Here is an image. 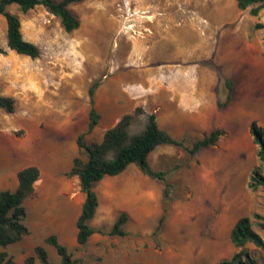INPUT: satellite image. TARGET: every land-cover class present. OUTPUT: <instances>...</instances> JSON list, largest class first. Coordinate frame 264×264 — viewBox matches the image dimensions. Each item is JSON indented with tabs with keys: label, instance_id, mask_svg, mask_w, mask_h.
<instances>
[{
	"label": "rangeland",
	"instance_id": "obj_1",
	"mask_svg": "<svg viewBox=\"0 0 264 264\" xmlns=\"http://www.w3.org/2000/svg\"><path fill=\"white\" fill-rule=\"evenodd\" d=\"M68 9L79 21L71 33L42 6L26 14L16 5L7 8L20 14L23 36L39 48L36 59L7 49L6 23L0 15V48L5 51L0 54V86L14 99V112L0 109V122L6 120L14 128V137L28 133L56 137L60 127L71 142L87 129L90 84L105 82L104 87L118 93L139 89L142 60H154L150 65L154 70L176 65L190 76L193 89L204 88L206 122L193 120L201 130L181 139L185 146L214 129L224 135L194 156L173 146L149 155L150 167L167 173L172 201L163 202V184L153 180L159 188L155 186L140 223L124 225L126 236L95 234L84 246L73 247L55 233L58 241L80 261L77 264H217L230 258L236 251L229 239L235 221L252 212L264 216V188L254 194L247 189L250 173L259 165L249 125L255 122L264 128V32L253 29L257 23L264 25V8L255 17L250 8L238 10L234 0H80ZM96 12L117 20L103 25L93 19ZM220 78L232 84L230 102L223 109L217 107ZM82 143L95 140L85 134ZM130 167L143 175L134 164ZM162 215L155 238L152 234ZM27 217L23 223L29 235L0 251L7 252L14 264H23L40 245L49 261L58 264L54 248L44 244L52 231L27 225ZM95 225L97 221L90 222ZM92 228L106 233L111 227ZM252 228L264 242V229L256 221ZM246 248L256 264H264L263 249L252 244Z\"/></svg>",
	"mask_w": 264,
	"mask_h": 264
},
{
	"label": "trees",
	"instance_id": "obj_2",
	"mask_svg": "<svg viewBox=\"0 0 264 264\" xmlns=\"http://www.w3.org/2000/svg\"><path fill=\"white\" fill-rule=\"evenodd\" d=\"M80 0H0V15L6 23V47L17 55L36 59L39 57V48L29 41H26L21 33V22L19 17L7 11L11 5H16L23 14L42 6L52 16L59 19L63 30L71 33L78 29V19L69 11L68 5L77 3ZM238 10L249 9L251 16H257L264 8V0H234ZM254 30H263L264 25L257 23ZM264 48V43H263ZM5 53L0 48V54ZM99 83L93 81L88 88L89 111L88 124L85 133L80 134L76 139L79 148V157L72 161V168L66 174L68 177L76 176L79 180L80 191L85 195L80 216L76 222V244L84 246L91 235L98 233L101 235L124 237L127 235L124 225L128 220L126 213H121L117 217L108 232L101 229H94L89 225L93 219L98 199L93 190L94 185L104 177H114L121 174L129 165L134 164L138 170L152 180L163 184L162 198L165 204L172 201L171 185L164 171L153 170L148 157L157 146H173L182 148L189 156H194L211 146H214L224 132L215 129L202 138L185 146L184 140L172 138L168 133L158 128L155 116L147 114L141 107L134 109L132 113L123 115L116 125L105 131L100 143L84 145L82 139L85 134L92 132L99 121V115L94 107L95 90ZM217 107L223 109L231 99L232 84L229 80L220 78L218 85ZM0 109L7 114L14 112V99L9 96L0 95ZM137 127V128H136ZM249 135L252 142L257 146V158L259 165L252 169L248 183V192L254 194L260 187L264 188V128L258 127L255 122L249 125ZM85 155V160L81 154ZM40 172L35 166H30L17 173L18 187L14 192H0V247L5 248L19 242L24 236L29 235L28 228L23 224L26 212L23 202L34 192V184L39 180ZM164 221L162 215L158 221L153 237L160 233ZM264 229V216L252 212L248 216L241 217L235 221L229 239L236 250L230 258L221 260L217 264H256V259L247 250L246 245L264 250V242L257 232L253 230V223ZM44 243L53 247L60 261L58 264H77L80 261L72 259L67 248L59 244L55 235L48 236ZM34 256L26 257L23 264H52L48 259L47 251L43 246H36L33 250ZM0 264H14L13 258L7 252L0 251Z\"/></svg>",
	"mask_w": 264,
	"mask_h": 264
},
{
	"label": "crops",
	"instance_id": "obj_3",
	"mask_svg": "<svg viewBox=\"0 0 264 264\" xmlns=\"http://www.w3.org/2000/svg\"><path fill=\"white\" fill-rule=\"evenodd\" d=\"M12 14L20 19L19 13ZM23 38L33 43L31 39ZM153 62L154 60H142L144 69L141 73L144 78L137 85L139 89L118 93L104 87V82L95 90L94 107L99 121L89 133L95 143H100L105 131L114 127L123 115L132 113L137 106H141L146 113L153 114L158 128L174 139L181 140L194 129L201 130L193 120L199 118L206 122V118L202 116L208 107L204 88L199 92L193 89L190 76L178 66L172 65V68L167 69L168 73L163 69L154 70L150 66ZM166 83L169 87L165 86ZM1 88L0 86V94L9 96L1 92ZM74 127L76 126L71 130ZM11 130L14 128L10 129L6 120L0 122V192H14L18 187L17 173L30 166L37 167L40 172L39 180L34 184L33 194L23 202L24 208L29 212H26L29 221L27 225L34 226L39 231L49 228L53 232L50 235L56 233L61 241H69L73 247H82L76 244V222L85 195L80 191L78 178L66 176L72 168L73 159L80 155L76 139L81 133L73 136V142H69L65 139L67 134L60 127L56 129V137H43L41 134L29 136L27 132L28 136L26 134L22 138H16ZM167 147L169 146H157L155 150L164 152ZM155 186L159 188L155 181L141 175L130 165L117 176L104 177L93 187L98 206L89 225L90 222L97 221L98 225L91 227H111L123 212L128 216L126 224L132 221L140 223L154 196ZM142 197L146 198V202L140 204L139 198ZM24 238L26 237L22 239Z\"/></svg>",
	"mask_w": 264,
	"mask_h": 264
},
{
	"label": "bare ground",
	"instance_id": "obj_4",
	"mask_svg": "<svg viewBox=\"0 0 264 264\" xmlns=\"http://www.w3.org/2000/svg\"><path fill=\"white\" fill-rule=\"evenodd\" d=\"M168 1H170V0H166V2H168ZM167 5V4H166ZM169 7H171V4H168L167 5V8H169ZM119 8V7H118ZM121 11V10H120ZM131 12V11H130ZM115 13H117V12H115ZM105 16H107V13L106 12H96L95 13V15L93 16V19H95V17H97L98 19H99V21L103 24V25H107V23L109 22V21H111V19L113 18V17H115L114 15H113V17L111 18L110 17V20H106L105 19ZM112 20H117V17L116 18H114V19H112ZM117 23V22H116ZM104 27V26H103Z\"/></svg>",
	"mask_w": 264,
	"mask_h": 264
}]
</instances>
